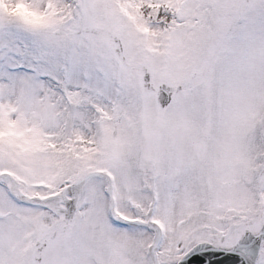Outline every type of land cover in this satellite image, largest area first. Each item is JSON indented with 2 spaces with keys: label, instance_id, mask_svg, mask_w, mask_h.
I'll return each instance as SVG.
<instances>
[{
  "label": "snow or ice",
  "instance_id": "obj_1",
  "mask_svg": "<svg viewBox=\"0 0 264 264\" xmlns=\"http://www.w3.org/2000/svg\"><path fill=\"white\" fill-rule=\"evenodd\" d=\"M0 264H264V0H0Z\"/></svg>",
  "mask_w": 264,
  "mask_h": 264
}]
</instances>
